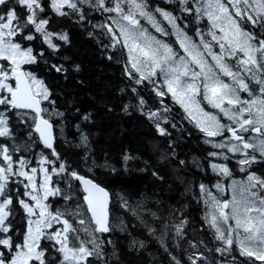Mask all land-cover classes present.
I'll return each mask as SVG.
<instances>
[{
  "label": "trees",
  "instance_id": "obj_1",
  "mask_svg": "<svg viewBox=\"0 0 264 264\" xmlns=\"http://www.w3.org/2000/svg\"><path fill=\"white\" fill-rule=\"evenodd\" d=\"M41 2L45 7L41 16L49 19L48 30L66 34L67 41L53 38V43L59 45V51H53L43 43L39 34L33 41H24L26 46L33 47L34 53H44L43 57L38 55L36 63L24 67L42 80L50 92L49 100L53 103L44 101L43 106L48 109L46 118L55 128V151L59 154L57 165L65 163L69 172L76 171L93 180L108 190L112 197L110 234H95L103 241V258L90 257L89 264H176L177 260L181 264H190L188 258L194 252L203 254L204 259L199 264H249V258L240 255L236 244L230 251H217L224 245L216 239L215 230L209 226V205L200 185L203 184L207 190H215L219 184L223 191L216 192L225 200L229 176L217 173L212 165L225 164L231 173L239 174L240 179L249 172L260 174L264 179V158L261 162L246 165L247 170L238 173L241 168L237 163L239 155H222L224 151L211 143L224 139L207 137L171 95L157 96L153 83L144 80L137 84L139 74L131 69L126 48L122 43L113 47L111 34L101 27L110 24L119 34L109 18L115 13H103L85 4L81 7L86 18L81 20L70 9H65L69 13L65 16L55 14L49 7L50 0ZM146 3L147 10L168 33L159 37L174 50L182 52L171 27L159 13H155L156 7L177 16L176 23L194 43H200L199 31L205 41L215 46L217 53L220 51L209 34L211 25L206 16L183 13L176 3H168L167 0H146ZM143 23L146 24L144 20ZM240 23L257 36L264 35V27H253L245 21ZM227 63L235 65L233 60ZM52 65L62 66L64 71L57 72ZM126 69L132 72L134 79L129 77ZM223 78L231 83L228 77ZM159 84L165 91L161 78ZM249 86L258 91L254 82L249 81ZM240 95L249 98L244 92ZM206 108L222 118L218 110ZM150 112L159 115L164 135L160 134L157 121L149 118ZM8 115L11 116L12 135L0 138V145H8L10 150L18 149L20 156L31 161L30 167L40 166L38 161L42 155L56 160L51 156L52 150L44 146L30 127V118L13 116L12 113ZM22 119L27 122H21ZM84 136H87L86 143ZM211 153L221 155L213 156ZM224 155L228 159H224ZM52 180L64 194L48 199L52 211H79V218L85 219L79 234L83 239H89L83 228L85 226L90 232L94 225L79 182L67 173L53 175ZM10 187L18 188L20 198L27 199L22 195L25 191L22 183ZM12 194L14 197L17 195L16 192ZM66 196H71V199H65ZM14 207L13 226L17 239H21L28 218L15 201ZM67 218L75 228H79L75 215ZM182 221L185 222L182 233L177 235L175 226ZM41 246L48 249L47 264H61V254L55 251L52 242L42 241ZM252 264L261 262L252 261Z\"/></svg>",
  "mask_w": 264,
  "mask_h": 264
},
{
  "label": "snow or ice",
  "instance_id": "obj_2",
  "mask_svg": "<svg viewBox=\"0 0 264 264\" xmlns=\"http://www.w3.org/2000/svg\"><path fill=\"white\" fill-rule=\"evenodd\" d=\"M167 2L176 3L183 13L206 16L211 29H217L220 33L209 31L220 51H213L211 43L205 41L203 33L199 31L200 43H194L176 23L178 17L160 7L154 11L173 26L182 53L151 36L141 26L138 17L146 18L161 35L168 33L155 21L154 14L147 10L146 0H50L49 7L59 16L68 15L65 9H70L81 20L86 18L81 7L85 4L103 13H115V17L109 18L119 34L110 24L101 27L111 34L113 47L122 43L128 50L131 69L139 73L136 83L148 80L153 83L157 96L171 94L207 137H224L223 142L213 146L239 155L237 163L241 166L240 170L246 171L245 166H250L257 159L254 153L259 152L260 156H264V35L257 36L246 30L240 21L251 23L253 27H264V0H227V4L221 0ZM0 9V138L12 135L9 113L30 118V127L39 135L44 146L52 150L51 156L56 157V160H52L42 155L38 161L40 167H30L31 161L20 156L18 149L10 150L8 145H0V264H47L48 249L41 246V241L45 240L52 242V247L61 254V264H89L90 257L103 258V241L95 234L111 230L109 192L76 171L69 172L65 163L57 165L59 154L53 147V124L45 116L48 109L43 107L44 101L53 103L49 100L50 92L42 80L24 67L36 63L38 55L44 56L42 51L34 53L33 47L26 46L24 41H33L39 34L43 43L53 51H59V45L53 43V38L67 41V35L48 30L49 19L41 16L45 12L41 0H0ZM206 54L211 56V62ZM228 60L235 61V65H229ZM52 67L57 72L64 71L62 66ZM126 71L130 78H135L130 70ZM154 77L157 79L153 80ZM160 77L163 78L166 92L161 89ZM222 77H228L231 83ZM249 81L258 85V91H253ZM241 92L247 93L249 99L242 98ZM197 97L218 110L222 118L205 111ZM140 103L143 104V100ZM149 118L157 121V128L164 135L165 129L160 127L159 115L150 112ZM223 119L229 123H223ZM21 122L26 123L27 120L22 119ZM245 133L250 135L246 137ZM83 140L86 143L87 136ZM223 158L228 159V156L224 155ZM212 168L224 176L231 175L225 165L213 164ZM64 173L82 186V198L94 225L90 232L84 228L90 237L87 240L80 236V229L75 228L67 218L75 215L77 222L85 225V219L79 218V211H52L51 205L46 203L50 196L64 195L52 180L53 175ZM21 183L25 189L22 195L27 199L20 198L18 188L10 187ZM216 187L220 189L221 186L217 184ZM200 191L211 208L208 213L209 226L215 230L216 239L224 245L217 251H230L236 244L240 255L249 258V264L252 261L264 264V195H261L264 179L249 172L246 181H234L230 201H221L212 196L203 184ZM13 192L17 193L15 197ZM65 199L70 200L71 196ZM14 201L25 210L28 218L21 239H17L13 226ZM184 223L182 221L175 226L177 235L182 233ZM188 259L190 264H199L204 257L202 253L194 252ZM176 264L181 262L177 260Z\"/></svg>",
  "mask_w": 264,
  "mask_h": 264
},
{
  "label": "rangeland",
  "instance_id": "obj_3",
  "mask_svg": "<svg viewBox=\"0 0 264 264\" xmlns=\"http://www.w3.org/2000/svg\"><path fill=\"white\" fill-rule=\"evenodd\" d=\"M221 2L222 3H225V4H227V0H221ZM125 5H127L126 7H128V4L126 3ZM125 10H126V8H125ZM111 17H115V14L113 15V16H111ZM143 18V17H142ZM140 19V24H141V26L144 28V29H146L147 30V32L151 35V36H153V37H155L156 39H159V40H161L162 42H164V43H167L164 39H162L161 37H159V35H161V33H159V32H157L156 30H155V28L152 26V23H150L146 18H143V20H144V22L146 23V24H144L143 23V20H141V18H139ZM155 21L157 22V23H159V25L165 30V28H164V26L157 20V19H155ZM166 21V20H165ZM166 23H167V25L169 26V27H171V30H172V32H173V34L176 36V32H175V29L173 28V26L171 25V24H169V22L168 21H166ZM114 26L116 27V25L114 24ZM117 28V27H116ZM118 30V29H117ZM166 31V30H165ZM212 31H216L217 32V34L219 35L220 33H219V31L217 30V29H212ZM164 36V35H163ZM177 38V37H176ZM212 38V37H211ZM216 42V41H215ZM127 50V49H126ZM212 50L213 51H215V52H217V50H216V48H215V46H213L212 45ZM127 53H128V50H127ZM182 53V52H181ZM133 55H135V53H133ZM128 56H129V54H128ZM206 58L209 60V62H211V56H207V54H206ZM130 66H131V63H130ZM134 70V69H133ZM135 71V70H134ZM136 72V71H135ZM139 74V73H138ZM161 78V81H162V86L164 87V89H165V91H167V89H166V86H164V84H163V78L162 77H160ZM223 78V77H222ZM224 79V78H223ZM225 80V79H224ZM226 81V80H225ZM227 82V81H226ZM169 95H171V94H169ZM172 97V96H171ZM197 99L198 100H201V106L205 109V111H208V112H210V113H213V112H211V111H209L206 107L208 106V107H210L208 104H207V102L206 101H203L200 97H197ZM244 99H249V98H246V97H244ZM179 105V104H178ZM180 106V105H179ZM181 107V106H180ZM182 108V107H181ZM183 109V108H182ZM184 110V109H183ZM187 114V113H186ZM214 114V113H213ZM222 115V114H221ZM195 125H196V123H195V121L194 120H192L191 118H189ZM226 121V120H225ZM225 121H222V122H224L225 123ZM227 124H228V122H227ZM225 135H227V134H225ZM246 137L247 136H249L250 134L249 133H245L244 134ZM217 137H219V139L220 140H223L224 139V137L223 136H217ZM214 138H216V137H214ZM224 141V140H223ZM222 141V142H223ZM213 145L215 144V143H218V142H211ZM216 148V147H215ZM218 150H221V151H224L223 153H222V155L223 154H225V153H228L227 151H226V149H219V148H217ZM228 154H232V153H228ZM254 154H258V155H260L259 154V152H256V153H254ZM233 155V154H232ZM218 156V155H217ZM257 157V156H256ZM264 157V156H263ZM262 158H260V160H261ZM258 160V157H257V159H256V161ZM259 160V161H260ZM261 162V161H260ZM214 164H216V165H225V164H219V163H214ZM226 166V165H225ZM40 166H38L37 168H39ZM228 167V166H227ZM216 172L217 173H220L218 170H216ZM241 172V170H239V172L238 173H240ZM231 173V172H230ZM222 174V173H221ZM245 176L247 177V174H245ZM258 177H260L261 178V175L259 174V175H257ZM239 177V174H234V173H231V175L229 176V186H228V190H227V192H228V195H227V198L225 199V200H222L221 198H220V195H218L217 194V192L216 191H219V192H221V191H223V189L222 188H220V189H215V190H212V189H210V190H208L209 192H211V194H212V196H214V197H216L217 199H219V200H221V201H230L231 200V198H232V195H233V182L235 181V182H241V181H246V177L245 178H242V179H240V178H238ZM261 195H264V194H261ZM50 197H53V196H50ZM49 197V198H50ZM46 203H48V201L46 202ZM49 204V203H48ZM52 210V209H51ZM211 211V208H210V206L208 207V213ZM77 225H79V228L78 229H80V231H82V225H80L78 222H77ZM55 227H62V225H56ZM84 228H85V226H84ZM84 228H83V233L84 234H88V233H86L85 231H84ZM53 230H55V228L53 229ZM42 242V241H41Z\"/></svg>",
  "mask_w": 264,
  "mask_h": 264
},
{
  "label": "water",
  "instance_id": "obj_4",
  "mask_svg": "<svg viewBox=\"0 0 264 264\" xmlns=\"http://www.w3.org/2000/svg\"><path fill=\"white\" fill-rule=\"evenodd\" d=\"M53 136H54V142H53V147H55V145H56V137H55V130H54V126H53ZM89 179V178H88ZM94 182V181H93ZM94 183H96V182H94ZM97 185H99L98 183H96ZM100 186V185H99ZM102 187V186H101ZM81 188H82V186H81ZM105 189V188H104ZM106 190V189H105ZM106 191H108V190H106ZM109 192V191H108ZM109 197H110V201H109V224H110V207H111V204H112V197H111V194H110V192H109ZM85 203V202H84ZM85 205H86V203H85ZM86 207H87V205H86ZM90 214V213H89ZM110 234V231L108 232V233H103L102 235H105V236H108Z\"/></svg>",
  "mask_w": 264,
  "mask_h": 264
}]
</instances>
